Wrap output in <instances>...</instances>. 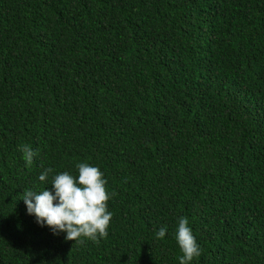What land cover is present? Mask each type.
<instances>
[{"label": "trees", "instance_id": "obj_1", "mask_svg": "<svg viewBox=\"0 0 264 264\" xmlns=\"http://www.w3.org/2000/svg\"><path fill=\"white\" fill-rule=\"evenodd\" d=\"M79 162L98 241L22 199ZM181 216L191 264H264V0H0V264H179Z\"/></svg>", "mask_w": 264, "mask_h": 264}, {"label": "clouds", "instance_id": "obj_2", "mask_svg": "<svg viewBox=\"0 0 264 264\" xmlns=\"http://www.w3.org/2000/svg\"><path fill=\"white\" fill-rule=\"evenodd\" d=\"M23 159L30 164L37 155L33 149L22 146ZM78 176L62 172L52 177L49 184L53 191L47 188L40 192L28 190L22 199L27 213L34 215L41 226L47 225L54 235L66 233L65 240L83 243V238L98 241L108 235L107 229L112 219V213L107 211V202L115 193L106 190L107 180L98 167L85 162L75 165ZM52 168H45L38 176L40 182H46ZM55 201V203H54ZM187 217L181 216L177 222L175 238L183 255L179 264H191L195 257L201 255L200 246L188 226ZM166 228L161 227L156 232L158 239L164 238Z\"/></svg>", "mask_w": 264, "mask_h": 264}]
</instances>
